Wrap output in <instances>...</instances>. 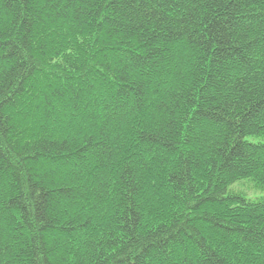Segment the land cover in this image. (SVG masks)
<instances>
[{
    "label": "trees",
    "instance_id": "obj_1",
    "mask_svg": "<svg viewBox=\"0 0 264 264\" xmlns=\"http://www.w3.org/2000/svg\"><path fill=\"white\" fill-rule=\"evenodd\" d=\"M264 0H0V264H264Z\"/></svg>",
    "mask_w": 264,
    "mask_h": 264
},
{
    "label": "rangeland",
    "instance_id": "obj_2",
    "mask_svg": "<svg viewBox=\"0 0 264 264\" xmlns=\"http://www.w3.org/2000/svg\"><path fill=\"white\" fill-rule=\"evenodd\" d=\"M231 190L242 192L247 198L255 199L264 196V188H259L256 183L250 179L245 178L236 181L231 187Z\"/></svg>",
    "mask_w": 264,
    "mask_h": 264
}]
</instances>
